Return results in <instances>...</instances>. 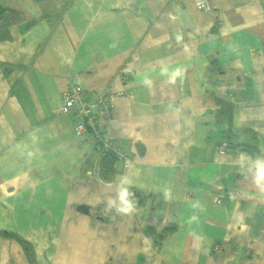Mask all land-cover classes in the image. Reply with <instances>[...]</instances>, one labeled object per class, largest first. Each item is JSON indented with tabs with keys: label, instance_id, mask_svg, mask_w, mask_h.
<instances>
[{
	"label": "crops",
	"instance_id": "obj_1",
	"mask_svg": "<svg viewBox=\"0 0 264 264\" xmlns=\"http://www.w3.org/2000/svg\"><path fill=\"white\" fill-rule=\"evenodd\" d=\"M210 2L0 0V264H264V0ZM72 85L124 93L99 123L128 168L85 173Z\"/></svg>",
	"mask_w": 264,
	"mask_h": 264
},
{
	"label": "built area",
	"instance_id": "obj_2",
	"mask_svg": "<svg viewBox=\"0 0 264 264\" xmlns=\"http://www.w3.org/2000/svg\"><path fill=\"white\" fill-rule=\"evenodd\" d=\"M196 6L202 10H210L212 5L210 0H194ZM127 78H124L126 80ZM124 95L123 92H95L91 95L85 93V89L80 85H72L63 92V104L60 112L71 114L75 119L74 130L77 135H92L100 143L101 155L95 160L94 164L89 168L93 174L100 172L101 159L107 152H112L120 160L124 167H128L131 162L129 151L117 144L116 142L105 137L104 132L99 123V117L108 118L112 114L113 102L118 96ZM226 143L221 145L224 151ZM128 165L125 166V162ZM215 200L222 203L223 198L217 196ZM219 247L217 246L216 249Z\"/></svg>",
	"mask_w": 264,
	"mask_h": 264
},
{
	"label": "trees",
	"instance_id": "obj_3",
	"mask_svg": "<svg viewBox=\"0 0 264 264\" xmlns=\"http://www.w3.org/2000/svg\"><path fill=\"white\" fill-rule=\"evenodd\" d=\"M24 20V16L21 12L0 6V37L3 38L8 28L12 25L18 24ZM34 23H29L30 25ZM223 107L228 108L229 106L226 103H223ZM228 111L226 112V114ZM108 154H111V158L108 157L107 160L102 161L101 173L104 172V174H107L108 172L112 171L113 164L118 162L121 166V163L116 155H114L112 152H109ZM116 169V168H115ZM101 170V169H100Z\"/></svg>",
	"mask_w": 264,
	"mask_h": 264
},
{
	"label": "clouds",
	"instance_id": "obj_4",
	"mask_svg": "<svg viewBox=\"0 0 264 264\" xmlns=\"http://www.w3.org/2000/svg\"><path fill=\"white\" fill-rule=\"evenodd\" d=\"M255 181L258 185L264 186V159H258L253 165ZM129 193L127 188H123L119 193L120 211H130L131 202L128 199Z\"/></svg>",
	"mask_w": 264,
	"mask_h": 264
},
{
	"label": "bare ground",
	"instance_id": "obj_5",
	"mask_svg": "<svg viewBox=\"0 0 264 264\" xmlns=\"http://www.w3.org/2000/svg\"><path fill=\"white\" fill-rule=\"evenodd\" d=\"M210 1H211V0H210ZM210 3H211V2H210ZM211 5H212V4H211ZM226 147L228 148V145H227V144H226L224 150L227 149ZM219 149L222 150L221 147H220ZM107 153H109V152H107ZM107 153H106V154H107ZM106 154H105V155H106ZM105 155H104V156H105ZM104 156H103V157H104ZM129 156H130V154H129ZM130 158H131V156H130ZM119 161H120V160H119ZM120 163H121V162H120ZM131 163H132V158H131L130 165H131ZM127 165H128V161L125 162V166H127ZM130 165H129V166H130ZM121 166H122V168H128V167H129V166H128V167H124V166L122 165V163H121ZM101 171H102V168H101V170H100V173H101ZM85 173H86V174H87V173H92V170H91V169H86Z\"/></svg>",
	"mask_w": 264,
	"mask_h": 264
},
{
	"label": "rangeland",
	"instance_id": "obj_6",
	"mask_svg": "<svg viewBox=\"0 0 264 264\" xmlns=\"http://www.w3.org/2000/svg\"><path fill=\"white\" fill-rule=\"evenodd\" d=\"M211 10H212V7H211ZM224 143H229V138H226V140L224 141Z\"/></svg>",
	"mask_w": 264,
	"mask_h": 264
}]
</instances>
